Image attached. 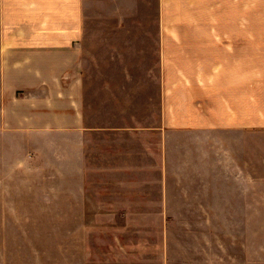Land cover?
I'll use <instances>...</instances> for the list:
<instances>
[{
  "label": "crops",
  "instance_id": "crops-1",
  "mask_svg": "<svg viewBox=\"0 0 264 264\" xmlns=\"http://www.w3.org/2000/svg\"><path fill=\"white\" fill-rule=\"evenodd\" d=\"M144 58L158 59L160 93L145 115L139 94L134 128L152 176L124 181L110 212L136 220L125 234L119 223L109 256L264 264V0H0V136L37 151L69 137L78 156L96 129L121 133L106 108L90 121L88 76L109 73L108 59H134L135 75ZM114 83L101 88L127 87Z\"/></svg>",
  "mask_w": 264,
  "mask_h": 264
},
{
  "label": "rangeland",
  "instance_id": "rangeland-1",
  "mask_svg": "<svg viewBox=\"0 0 264 264\" xmlns=\"http://www.w3.org/2000/svg\"><path fill=\"white\" fill-rule=\"evenodd\" d=\"M109 60L110 71L103 78L100 73L93 80L88 76L91 88L95 84L91 89L95 112L90 106L89 115L101 125L106 108V120L126 125L121 133L115 127L87 134L79 159L69 137L52 138L46 141L49 147L44 144L37 151L29 149V139L0 136V264H118L109 248L118 250L119 223L125 234V224L136 219L113 217L110 211L118 210L117 195L125 193V180L152 176L150 147L134 128V114L140 111V93L142 114L157 110L149 102L151 96L152 101L159 100V64L158 59L144 58L134 75L130 65L134 59ZM104 78L116 85L126 81L127 87L101 88ZM134 83H142V89H135ZM87 89L88 84L86 93ZM118 95L124 102L121 119ZM140 161L144 167L136 169ZM153 176H158L157 169Z\"/></svg>",
  "mask_w": 264,
  "mask_h": 264
}]
</instances>
